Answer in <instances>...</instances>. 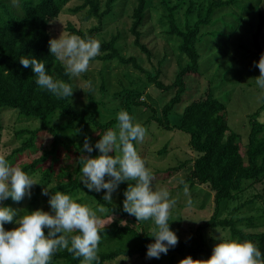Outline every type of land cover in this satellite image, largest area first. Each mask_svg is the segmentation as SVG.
<instances>
[{"label":"trees","instance_id":"1","mask_svg":"<svg viewBox=\"0 0 264 264\" xmlns=\"http://www.w3.org/2000/svg\"><path fill=\"white\" fill-rule=\"evenodd\" d=\"M118 1L78 0L77 4L70 6L71 0H0V148L8 144L3 142L6 128L3 113L13 110L17 113V121L24 125L14 129V139L18 146L5 158L15 166L17 160L26 155L28 159L16 166L31 176L39 174L30 200L18 210V214L37 208L42 201H48V195L42 194L41 190L51 183L54 185L48 188L49 195L55 191H63L74 196L80 203L96 200V207H103L107 214L116 216L99 226V259L94 264H179L188 255L194 259H207L215 244L211 245L206 232L214 229L226 231L224 238L253 241L264 254V213L241 216L250 209L264 211V187L260 192H251V188L257 184H264V89H261L259 105L246 116L245 139L228 122V93L222 100L215 94L216 88L211 83L203 96L188 101L177 123L172 125L169 122L170 113L181 102L187 101V78L205 71L202 70L203 54L200 49L204 43L217 41L219 44L221 36L226 37L228 42L232 40L233 45L240 50L242 47L246 48L249 34L253 48H247L248 57L259 59L264 53L263 1L157 0L156 5L163 10V24L167 26L165 31L178 40L175 49L185 60L173 81L168 83L163 79L162 61L152 70H147L138 63L135 56L126 57L123 54L118 45L120 32L113 34L110 39L102 37L108 20L117 16ZM154 3V0H134L130 14L133 19L130 31L135 36L134 43L149 59L152 51L141 41V27ZM183 9L185 18L180 23L178 14ZM64 12L80 13L81 23L93 22L85 28L67 20L65 26L66 35L76 34L100 41V52L90 61L131 64L145 73V83L151 90L154 87L162 93H169L170 98L159 110L148 100V96L143 98L144 91L138 86L122 88L115 96L120 98L119 111L127 110L133 117L134 108L144 107L146 111L152 112L142 120L143 126L156 120L158 127L178 129L189 134L190 158L168 170H181L191 163L192 168L179 187L187 184L191 187H204L213 195L212 214L193 225L186 237L178 239L176 245L159 258L146 257V245L154 237L148 235L152 230L144 220H137L135 216L125 212L122 203L102 200L103 189L100 192H90L80 182L81 157L98 154L95 148L92 153L81 151L84 138L77 140L80 126L87 127L91 124L98 131L92 143L94 144L106 130H115L118 121L116 110L115 115L102 117L105 115L97 108L100 101L94 100L91 90V105L78 108L74 101L73 78L65 74L62 63L49 52L48 41L56 38L54 22ZM218 23H222L224 30H210L209 27ZM205 36L208 38L205 39ZM236 38L237 41L234 42ZM217 48L218 56L222 58L225 48L220 44ZM25 55H34L44 60L46 69L54 78L62 79L74 87L72 96L57 98L38 86L31 68H24L19 62ZM229 63L231 64V59ZM217 77V74L213 75V79ZM101 87L105 90L104 83ZM86 131L83 132L84 136ZM45 135L49 144L43 147L41 139ZM242 146L245 148L244 152ZM168 147V144L164 145L161 152L167 151ZM37 150L42 151L40 154H33ZM0 202L15 208L17 201L9 197ZM169 220L170 228L178 227L179 223L171 218V214ZM12 226V222L4 225L6 229H11ZM44 231L46 234L47 229ZM82 260V257L74 256L67 249H57L48 264H82Z\"/></svg>","mask_w":264,"mask_h":264},{"label":"clouds","instance_id":"2","mask_svg":"<svg viewBox=\"0 0 264 264\" xmlns=\"http://www.w3.org/2000/svg\"><path fill=\"white\" fill-rule=\"evenodd\" d=\"M48 48L64 66L65 74L76 77L85 73L90 60L99 54L100 41L76 34H60L49 39ZM19 62L24 68H31L36 76L35 83L42 89L57 98L72 96L74 87L54 78L46 69L44 60L25 55ZM256 66L259 75L255 83L264 89V53ZM88 84L91 90L92 82ZM116 120L115 130H106L94 144L85 137L81 151L92 153L95 148L98 154L81 157L80 182L90 192L103 189L102 200L112 201L114 190L121 182L128 181L123 191L122 208L137 220L152 221L155 227L148 235L154 239L146 245V257L159 258L178 241L176 231L169 226L170 208L176 201L170 198L166 188H154L153 174L133 143L144 138L146 128L127 110L118 111ZM117 149L118 154H113ZM35 183L25 170L0 156V201L9 197L21 201L31 195ZM41 191L48 195L51 211L35 208L18 214L17 209L0 204V264H48L57 249H67L74 256L82 257V264L97 262L101 238L97 213H103L105 209L100 206L93 209L63 191L50 195L47 187ZM186 203L190 206L191 199ZM8 222L16 226L6 229L4 225ZM44 229H47L46 234ZM179 264H264V254L253 241L220 237L207 259H194L188 255Z\"/></svg>","mask_w":264,"mask_h":264},{"label":"rangeland","instance_id":"3","mask_svg":"<svg viewBox=\"0 0 264 264\" xmlns=\"http://www.w3.org/2000/svg\"><path fill=\"white\" fill-rule=\"evenodd\" d=\"M149 10L144 25L141 27L143 36L141 41L144 42L148 48L152 51L151 59L135 45V36L131 33L130 27L132 24L131 11L134 5V0H119L116 5L117 16L108 20L102 37L110 39L113 34L121 33L119 40V47L126 57L135 56L138 63L147 70H152L156 65L162 61L161 69L163 72V79L168 83L172 82L175 78V74L179 67L184 64L185 60L179 55L175 45L178 40L167 34V26L163 24V10L160 6L156 5L157 0ZM263 5H264V0ZM78 0H71L70 6L77 4ZM69 7V6H68ZM184 11L179 12L178 20L180 23L184 21ZM220 15V13H218ZM67 20H71L76 23L77 26L89 27L93 22L81 23V14L64 12L57 21L54 22V33L56 37L60 34L66 35L67 31L65 26ZM212 29L224 30L222 23H218ZM249 39L247 40L246 48H241L233 45L232 40L227 41L226 37H221L219 44L225 49L224 56H218L217 41H210L208 44L201 46L202 58V70L203 73H194L187 78L189 85L188 92L186 93L187 101L181 102L178 107L172 111L169 115L170 124L177 123L182 115L185 106L188 101L197 99L203 96L210 86L216 88L215 94L224 100V95L228 93L229 98L227 104V119L229 124L236 131L241 132L244 137L247 136L246 116L247 114L256 108L260 102L261 89L256 85L255 79L259 75V68L256 66L258 58L248 57L247 48H253L251 36L247 34ZM205 39L208 37L205 36ZM264 42V33L262 34ZM237 41V38L234 42ZM216 42V43H215ZM232 44V45H231ZM240 51V52H239ZM243 56V57H241ZM231 59V64L229 63ZM225 61V63H224ZM230 64V65H229ZM217 74L218 77L213 79V75ZM241 78H239V77ZM145 73L135 68L131 64H122L119 62H112L103 64L101 62L90 61L88 70L79 76L72 77L75 92L74 101L78 108H85L91 105V97L89 94V84L91 81L93 87L91 88V94L96 101H100L97 108L102 112L103 118L106 116L115 115L119 109L120 98L115 96V93L122 88L130 86H138L144 91L143 98L148 100L158 108L170 98L169 93H162L159 89L154 87L149 88V85L145 83ZM212 80V82H210ZM105 84V90L102 89L101 84ZM116 110V113L115 111ZM111 114V115H110ZM152 112L146 111L144 107L134 108L135 120L139 123L143 119L148 118ZM17 113L13 110H7L3 113V121L6 126L3 136V142H7V145H3L0 148V156H6L12 152V150L18 146V142L14 139V129L21 127L24 123L17 121ZM146 133L144 138L139 142H133L137 149L138 154L146 161V166L153 174V186L155 189L166 188L170 193V198L175 199V205L170 208L171 218L176 220L178 227L172 229L176 231L178 239L186 237L193 225L200 221L204 217H208L212 214L214 208L213 195L209 189L199 186L191 187L187 184L184 187H179V184L183 182L186 175L192 168L191 163L177 171H169L171 168L181 161L190 158L189 152V134L178 129H164L157 126V121L154 120L151 123L144 125ZM87 129V131H86ZM86 131L84 136L83 132ZM98 131L94 129V126L88 124L87 127L80 126V131L77 136V140L85 139L87 137L90 143H93L96 139ZM83 139V140H84ZM12 140V141H11ZM43 147L48 146L49 139L45 135L41 139ZM40 144V138L38 139ZM169 145L167 151L161 152L164 145ZM245 148L242 146V152ZM42 150H37L33 154H40ZM32 154V155H33ZM118 154V149L116 151ZM65 155V153H62ZM28 159V156L23 155L17 160L16 165L24 162ZM15 165V166H16ZM32 178L37 182L39 174L32 175ZM107 179V177H105ZM134 183V181H131ZM129 182H121L118 187L112 193V202L115 204H121L124 197L123 191L127 187ZM54 183L48 185L47 188H51ZM36 186V183L32 186L31 192ZM126 186V187H125ZM264 184L259 183L253 188L251 192H260L263 190ZM250 191V190H249ZM247 191V192H249ZM248 194V193H247ZM32 195V193H31ZM25 196L20 202H16L14 207L19 210L25 207L31 198ZM74 197V196H73ZM75 198V197H74ZM191 199L192 204L187 205V200ZM259 203V202H258ZM262 202H260L261 204ZM2 204V202H0ZM85 204V202H84ZM89 206L93 209L96 208V200L89 201ZM37 208H42L47 211H51L48 201H42ZM262 209H250L242 213V215L250 214H263ZM116 215L107 214V211L103 213H97L98 226L106 224L114 219ZM146 226L153 230L155 227L151 220L145 221ZM16 225L14 224L13 227ZM207 239L214 245L218 242L219 238H224L226 231L221 229L208 230L206 232Z\"/></svg>","mask_w":264,"mask_h":264}]
</instances>
